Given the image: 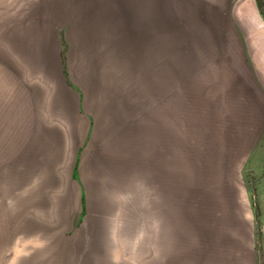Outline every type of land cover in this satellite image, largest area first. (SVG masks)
<instances>
[{"label": "rangeland", "instance_id": "374dc122", "mask_svg": "<svg viewBox=\"0 0 264 264\" xmlns=\"http://www.w3.org/2000/svg\"><path fill=\"white\" fill-rule=\"evenodd\" d=\"M240 1L154 0V108L108 157L115 169L93 172L105 201L78 194L53 234L20 202L0 227V264H211L227 230L246 234L241 213L264 179V88L231 12ZM42 206L38 221L54 217Z\"/></svg>", "mask_w": 264, "mask_h": 264}, {"label": "crops", "instance_id": "0c3cea01", "mask_svg": "<svg viewBox=\"0 0 264 264\" xmlns=\"http://www.w3.org/2000/svg\"><path fill=\"white\" fill-rule=\"evenodd\" d=\"M231 12L264 88L255 1L234 3ZM154 26V0H0L2 234L20 202L36 214L29 226L53 234L78 194L86 203L105 201L107 178L93 172L115 169L108 157L153 112ZM258 183L240 217L246 234L227 230L211 264H264V179ZM47 202L54 217L40 222Z\"/></svg>", "mask_w": 264, "mask_h": 264}]
</instances>
